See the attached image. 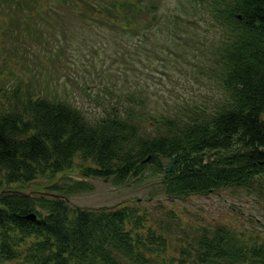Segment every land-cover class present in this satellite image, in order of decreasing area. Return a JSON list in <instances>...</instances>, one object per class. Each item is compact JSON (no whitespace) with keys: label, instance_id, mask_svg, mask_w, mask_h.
<instances>
[{"label":"trees","instance_id":"1","mask_svg":"<svg viewBox=\"0 0 264 264\" xmlns=\"http://www.w3.org/2000/svg\"><path fill=\"white\" fill-rule=\"evenodd\" d=\"M153 1L0 0V22L8 17L5 34L15 37L22 26L30 32L52 4H68L83 20L134 35L162 24L160 0ZM203 2L223 35L215 55L224 98L211 106L157 121L117 103L90 119L32 80L13 88L0 110V264H264L256 229L195 223L191 239L137 205H72L69 196L82 182L28 189L75 168L116 186L161 176L171 202L225 189L263 196L264 0Z\"/></svg>","mask_w":264,"mask_h":264},{"label":"rangeland","instance_id":"2","mask_svg":"<svg viewBox=\"0 0 264 264\" xmlns=\"http://www.w3.org/2000/svg\"><path fill=\"white\" fill-rule=\"evenodd\" d=\"M208 1L160 0L162 24L134 35L83 20L71 13L68 4H52V12L42 13L30 32L22 26L15 37L5 34L10 28L7 17L0 22V110L7 106L17 84L31 80L48 96L56 93L90 119L101 118L117 103L134 110L137 118L155 114L158 121L160 115L187 113L220 101L224 93L215 54L223 35L203 11L202 2ZM155 123L146 124L150 132H155ZM73 182H82L84 187L69 196L72 205H137L155 212L175 235L184 233L192 239L191 227L196 223L247 227L264 236V194L258 198L225 189L171 202L161 176L116 186L111 181L84 178L75 168L54 180L40 178L28 189L53 185L67 189Z\"/></svg>","mask_w":264,"mask_h":264},{"label":"water","instance_id":"3","mask_svg":"<svg viewBox=\"0 0 264 264\" xmlns=\"http://www.w3.org/2000/svg\"><path fill=\"white\" fill-rule=\"evenodd\" d=\"M166 172H167V173H172V172H174V166H171L170 168H167V169H166ZM29 218H30V219H34L35 217H34V215H30Z\"/></svg>","mask_w":264,"mask_h":264}]
</instances>
